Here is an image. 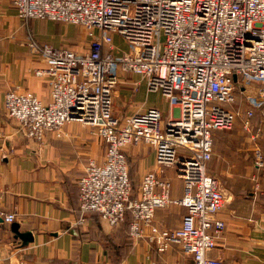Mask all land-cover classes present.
<instances>
[{"label": "built area", "instance_id": "2783aa9c", "mask_svg": "<svg viewBox=\"0 0 264 264\" xmlns=\"http://www.w3.org/2000/svg\"><path fill=\"white\" fill-rule=\"evenodd\" d=\"M10 1L25 23L87 31L89 50L83 53L29 35L27 47L45 64L35 74L47 79L50 102L19 90L6 93L4 102L8 117L31 140L43 143L49 134L61 139L65 126L76 122L95 129L105 143L104 161H90L79 181L78 223L94 214L117 228L130 213L134 241L146 239L161 254L180 246L194 264H227L208 256L226 229L219 218L226 198L208 164L214 133L233 130L241 117L237 85L256 90L247 96L245 128L264 107V0ZM120 72L160 93L172 110L168 118L155 107L116 118ZM140 145L154 148L158 173H147L134 196L126 150ZM256 166L264 167L259 151ZM169 170L182 181L181 198H172ZM170 205L187 213L179 228L160 229L155 214ZM1 217L8 225L16 222L15 214Z\"/></svg>", "mask_w": 264, "mask_h": 264}, {"label": "crops", "instance_id": "0c3cea01", "mask_svg": "<svg viewBox=\"0 0 264 264\" xmlns=\"http://www.w3.org/2000/svg\"><path fill=\"white\" fill-rule=\"evenodd\" d=\"M67 25L41 20L25 23L10 0H0V264H194L180 246L161 254L146 239L128 237L124 225L111 228L94 214L85 225L78 223L79 181L90 161L101 164L105 156L95 129L73 122L65 126L63 138L49 134L39 143L27 138L6 114L5 95L11 90L29 91L43 103L50 102L47 79L35 74L45 64L27 47L29 35L53 47L78 53L89 50L85 28L70 25L86 32L87 40L77 48L72 38L57 33L56 27ZM115 42L122 45L118 37ZM126 79L129 84L114 94V102L127 105L125 116L155 107L168 118L172 110L166 101L164 108L135 101L147 88L145 81L135 75ZM135 83L140 91H135ZM244 122L245 118L237 120L233 130L214 133L208 171L219 180L226 198L219 214L226 229L208 256L227 264H264V167L255 165L257 151L264 161V118L251 119L248 128ZM126 154L131 182L138 190L147 173H158L155 151L140 145ZM178 182L172 180L173 199L183 196ZM186 213L170 205L156 212L154 224L177 229ZM1 214H15L14 224L21 233H31L34 241L24 246L12 230L14 224H6Z\"/></svg>", "mask_w": 264, "mask_h": 264}, {"label": "rangeland", "instance_id": "374dc122", "mask_svg": "<svg viewBox=\"0 0 264 264\" xmlns=\"http://www.w3.org/2000/svg\"><path fill=\"white\" fill-rule=\"evenodd\" d=\"M56 31H57V33L63 32L66 35H68L69 38H72L74 40V43H75V48L79 47L81 45V43H83L84 41L87 40L86 39V32L84 31V29H78L77 27H71L70 25H67V26H65L64 29L60 28V27L59 28L56 27ZM37 41H39V42L41 41L40 43H42V44L46 43V42L40 40L39 38L37 39ZM131 75L132 74H130V73L120 72V83L117 87V90H119L121 88V86H125V85L129 84L126 78H128ZM132 86L134 87L135 91L141 90V86L137 90L136 83L133 84ZM242 87L243 86L237 85V95H236L237 99H236L235 108L241 113V117L238 120H243L245 118L244 115H245V112L249 106V104L247 102V96L256 94L255 87H253V86L248 87L245 90V92L242 91ZM142 89L143 90L136 95L137 97H135L136 102L141 103L143 101H147L151 104L154 103V104L160 105L163 108L166 106V102L160 93L149 92L146 87H144ZM126 110H127L126 104H123V103L115 100V102H114V116L116 118H119V119L123 118L125 116ZM118 113H121V114H118ZM256 114H257V116L255 118H253L252 120H256V119L260 120V119L264 118V109L263 108H262V110L258 109ZM102 149L104 152H106V145L104 142H102ZM255 165H256V159H255ZM167 173H168L169 177L171 178V180H174L175 183H177L179 181L178 183H180V187L182 189V187H183L182 181L174 175V172L169 170V171H167ZM130 175L132 178L131 172H130Z\"/></svg>", "mask_w": 264, "mask_h": 264}, {"label": "water", "instance_id": "95a60500", "mask_svg": "<svg viewBox=\"0 0 264 264\" xmlns=\"http://www.w3.org/2000/svg\"><path fill=\"white\" fill-rule=\"evenodd\" d=\"M235 82H237V78L235 77ZM13 232L23 241V245L27 246L34 241L33 236L31 233H21L19 231V225L14 224L12 227Z\"/></svg>", "mask_w": 264, "mask_h": 264}, {"label": "trees", "instance_id": "16d2710c", "mask_svg": "<svg viewBox=\"0 0 264 264\" xmlns=\"http://www.w3.org/2000/svg\"><path fill=\"white\" fill-rule=\"evenodd\" d=\"M132 184H133V183H132ZM133 189H134V190H133V191H134V196H136L138 190H137L136 187H134V185H133ZM131 222H132V216H131V214L129 213V214L127 215V218H126V222L122 224V225L125 226V228H126V230H127V232H128V237H130L129 229H130V224H131ZM122 225H120V226H122ZM130 238H131V237H130Z\"/></svg>", "mask_w": 264, "mask_h": 264}]
</instances>
